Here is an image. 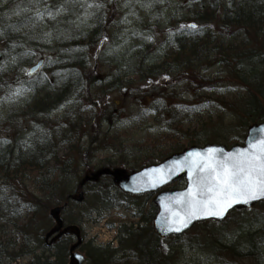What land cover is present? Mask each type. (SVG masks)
Segmentation results:
<instances>
[{"label": "trees", "instance_id": "16d2710c", "mask_svg": "<svg viewBox=\"0 0 264 264\" xmlns=\"http://www.w3.org/2000/svg\"><path fill=\"white\" fill-rule=\"evenodd\" d=\"M37 2L36 8L42 11L63 9L53 21L56 23L55 33H51L50 28L47 32L34 33L35 23L23 24L21 19L5 13L14 5V0L8 6H0V54L9 53L10 57V62H6L8 69L0 74V88L10 87L9 90L15 91L23 87L29 94L22 104L13 102L8 115L0 118V193H7L5 199L0 198V235L12 227L21 241L20 245L16 241L3 247L0 264L4 261L14 263L25 256L31 257L30 264H65V246L58 245L53 249L54 255L46 258L36 251L23 254L22 250L28 238L38 246L42 244L40 234L46 232V225L41 227L38 222L44 218L49 223L45 210L71 200L73 195L68 187L81 179L80 174L91 171L94 162L101 164L100 168H122L134 172L193 147L226 143L225 136L231 130L225 127L215 131V126L222 119L220 111L225 110L217 100L223 103L225 97L215 100L204 94L205 100L198 93L201 89L210 93L218 87L210 85V81L202 76L205 69L221 67L226 76L220 83L237 84L243 90L241 100L246 104L239 114L243 128L246 122L257 124L264 120V0H229L219 9L202 6L197 13H191L190 20L179 17L177 23L180 26L177 28L167 23L166 28L170 29L165 33L166 45L176 51L172 65L145 68L140 64L136 71L128 73L125 69L128 63L119 65V59L115 57L114 65L110 64L113 67L110 76L115 78L112 83L103 82V77L94 72L90 61L93 57L98 61V57L111 45L107 40L112 26L110 16L114 14V17L119 11L115 1ZM146 2L149 9H154L155 4H169L170 0ZM89 4L101 7L89 8ZM159 21L156 20V24ZM155 22L151 20L149 26ZM188 23H194L197 28L188 27ZM227 29L232 30L227 32ZM232 34L242 37V40L234 45L227 44ZM38 60H44V66L37 75L29 78L27 70ZM97 77H102L98 86ZM131 77H136V81L142 84L141 88L137 89L136 81V86L127 83ZM179 83L186 85L190 100H177L176 93H168L170 88H166L167 84L172 88ZM196 86L199 89L195 90ZM116 91L123 92L124 96L113 100L111 95ZM129 99H134L137 108V113L131 116L133 122L141 121L139 114L145 123L149 116H153V122L160 125L158 130L172 136L171 140L164 141L161 153L142 152L133 162L125 158L124 149L115 152L117 159L96 160V154L114 146L109 142L108 134L114 130L115 116L120 114L116 111L124 110ZM150 104L152 106L148 108ZM121 105L123 108L119 109ZM56 112H61L59 118L53 117ZM213 118L217 119L214 125L210 123ZM241 140L240 137L230 144L235 146ZM29 182L35 193L28 192ZM180 182L183 183V179ZM97 199L99 205L111 204L109 208L123 201L103 195ZM155 211L153 203L148 210L149 224L145 223V230L121 231L122 242L131 245L130 253L135 257L134 262L128 264L177 261V255L169 247L165 250L168 240L162 242L151 230ZM241 213L246 211L239 209L232 215ZM22 217L25 222L18 225ZM260 222L264 225L263 218ZM221 225L212 222L197 225L202 229L210 227L207 235L197 242L201 250L217 260L222 256L235 264H238L235 262L237 259L264 264V230H251L241 236L240 242L231 245L223 243L225 231H221ZM17 247L16 252L8 253V249L14 251ZM125 252V249H94L87 254V259L89 264H119L120 260L117 261L115 256Z\"/></svg>", "mask_w": 264, "mask_h": 264}, {"label": "rangeland", "instance_id": "374dc122", "mask_svg": "<svg viewBox=\"0 0 264 264\" xmlns=\"http://www.w3.org/2000/svg\"><path fill=\"white\" fill-rule=\"evenodd\" d=\"M10 1L13 0H0L1 8L8 6ZM114 1L119 11L114 17V14H111L110 16L112 17V26L110 27L111 29L108 34L109 38H107V40L111 42V45L106 48L107 51L104 52V54L102 53L98 57V61L96 60L97 57H93L90 61L91 66L94 67V72L103 77L96 78L97 86L101 84V78L105 83L114 82L115 78H111L110 76V73L113 70V67L111 68L110 64L114 65L115 57L119 59V65L128 63L126 66L127 68H125L128 70V73L136 71L140 64H144L145 68L148 66L157 67L166 64L172 65V60L175 58L174 54L176 51L166 45L165 33L170 29L166 28V24H171L172 28H177V26H180L177 23L179 17L180 19L185 18L186 21L190 20L191 13H197L202 6H205L206 8L216 6V8L219 9L221 5H227L229 0H170L169 4L167 2L159 5L155 4L154 9H149L150 5L148 6L146 0ZM38 3L37 0H14V5L7 9L5 13L12 16V18L21 19L23 24L31 23L32 20H35L38 11L43 12L41 9L39 10L36 8L38 7ZM54 20L56 19H50L46 15L42 19L36 20V30L34 33L47 32L48 28H50L51 33H55L53 28L56 27V23H53ZM151 20H153V23L156 20L161 21L157 24L155 22L154 25L152 23L149 26ZM82 22L87 23V21ZM231 30L227 29V32H231ZM255 32L257 31L255 30ZM241 40L242 37L232 34L230 38L228 37L227 44L234 45ZM219 41H221V39H219ZM227 44L225 43V45ZM6 55L9 56V53H6ZM6 62L7 60L3 62L0 59V74L5 73L8 69ZM121 74L122 77H124V74ZM202 76L210 81V85H213L214 87L218 86L210 93L206 92L208 90L204 91L205 89L199 90L198 93L202 98L206 100L207 97H205L204 94H209L210 98L215 100L219 97H225V102L223 103L217 100L222 107H225V110L223 109L224 112L222 109V111H220V116L222 117L220 120L221 124L219 123V125L215 126V131L219 130V128H229L231 132L229 135L225 136L224 140L226 143H223V145L231 146L230 143L232 141L239 139L240 137L241 139L244 138L247 127L251 125L246 122V126L243 128L241 117L239 116L241 113L240 111H242L240 109L245 108L246 104V102L242 103L243 101L241 100L244 97V92L240 87H237V84H231L229 82L220 83V81L226 76L224 69H221V67L211 66L210 68L205 69ZM164 78L166 79L167 77ZM136 80V77L134 79L131 77L126 81L128 84H133L134 86L137 84V89H139L142 84ZM148 83H150V81H147V84ZM198 85H200V82H198ZM166 88H170L168 93H176L177 100L185 101L191 99L190 92H188L184 83L176 84L172 88L170 87V84H167ZM9 89L11 88H0V116L2 119L8 115V108L10 105L12 106L13 102L19 101V103L22 104L29 96L26 89L23 87L17 88L22 92V95L19 96L13 95L17 90L13 91ZM196 89H199V86H196L195 90ZM123 94L124 93L121 91L118 93L116 91L111 96L113 100H115L117 97L119 98V96H124ZM230 101L232 103L225 105ZM124 106V110L116 111V113L119 112L120 114L115 116L114 119L116 123L113 126L114 130L110 131L108 134L109 142L114 145V148L110 146L111 149H108L106 152L96 154V160L107 157L117 159L118 157L115 155V152L124 149L125 158L133 162V159L137 158L139 153L142 152L155 151L154 153H161V146H163L164 141L166 139L168 142L171 140L172 136H168L166 133L158 130L160 125L157 126L153 122V116H149L147 123H145L143 116L139 114L140 118L142 117V119H140L141 121L133 122L131 116L137 113L134 99H129ZM151 106V104L148 105V108ZM118 108L121 109L123 106ZM262 108H264V105ZM60 114L61 112H56L53 116L59 118ZM216 121L217 119L213 118L210 123L214 125ZM184 128H187V126ZM218 133L222 134L223 132L219 131ZM0 137H2L1 134ZM100 165L101 164H96V162H94L93 166H91L92 170L88 171V174H83V169L80 168L82 173L80 174L81 179L74 181L72 185L68 187V190L72 192L74 200L70 201V204L68 205L69 207L62 214V217L65 225L73 224L82 228V234L85 241L84 245L81 247V251L86 256L94 249L110 248V251L125 249L126 252L122 255L115 256V259L117 261L120 260L119 264L132 263L134 262L135 257L130 253L131 245L126 244L125 241L122 242L123 236H121V231L128 230L132 232L134 229L145 230V222H149L148 210L153 203V196L132 197L125 201V203L112 208H109L111 204L99 205L97 198H100L101 195H103V197L115 196L118 199L124 197L123 194L117 193L116 189L114 190L115 186L111 178L104 179L102 177L97 180V182H87L86 187L82 190L84 198L80 202L78 186L86 175L90 177L94 175L96 171L100 169ZM28 186L30 187V191L28 192L35 193L31 182L28 183ZM183 186L184 184L179 180L174 182L171 189H180ZM6 194L7 193H0V198L5 199ZM106 206L109 209H107ZM48 211L49 208H47L44 213L47 218H49ZM262 218L264 219V207L259 208L257 206L252 207L249 211L246 210V213L231 215L228 221L220 227L222 228L221 231H225L223 234L225 236L223 238V243L234 245L237 242H240L241 236L249 231L256 229L264 230V225H262L263 222H260ZM24 222L25 219L22 217L21 221L18 222V225H23ZM38 225L41 227L46 225V230H48V228L52 226V221L49 218V223L47 224L46 220L43 218L41 222H38ZM258 225H260V227H258ZM209 229L210 227L204 229L197 227L187 232L186 235L182 237L171 239L166 242L168 246H165V250L170 248L171 252L177 255V261L175 263L173 260H168L166 264H235L222 256L219 257V260L213 259L210 253L201 250V247H199L197 242L203 236L207 235ZM43 235L44 233L40 234L41 240ZM16 241L20 245V236L15 229L9 227L6 231H2V235H0V253L3 252L4 246L7 247L9 244L13 245ZM27 241L28 242L22 250L23 254L36 251L40 256L45 258L54 255L55 250L44 248V240L41 241L42 244H39V246L38 243L34 244L29 238ZM70 243L71 240H68L63 242L61 246H65L66 248ZM126 248L129 250H126ZM17 250L18 247L14 249V251L11 249H8L7 251L8 253L13 254ZM115 259L113 260L115 261ZM65 260V264H67V257H65ZM30 261L31 257L25 256L17 259L14 263L4 261L3 264H30ZM235 262L238 264H251L248 260H245L244 262L243 260L239 261L237 259ZM87 264H89V262Z\"/></svg>", "mask_w": 264, "mask_h": 264}, {"label": "snow or ice", "instance_id": "6c2138e0", "mask_svg": "<svg viewBox=\"0 0 264 264\" xmlns=\"http://www.w3.org/2000/svg\"><path fill=\"white\" fill-rule=\"evenodd\" d=\"M87 7L99 8L101 5L89 4ZM62 10L38 11L35 20L31 22L35 23L45 15L55 19ZM188 27L196 28L195 25ZM13 95L19 96L22 92L17 89ZM189 156L197 157L188 169L189 187L172 200L176 208L167 209L171 220L166 231L180 232L194 219L223 218L228 209L236 204H249L264 198V137L250 141L247 148L231 153L210 148L202 156L199 153H189ZM150 183L156 186V178Z\"/></svg>", "mask_w": 264, "mask_h": 264}, {"label": "water", "instance_id": "95a60500", "mask_svg": "<svg viewBox=\"0 0 264 264\" xmlns=\"http://www.w3.org/2000/svg\"><path fill=\"white\" fill-rule=\"evenodd\" d=\"M42 61H39L36 66H34L30 71L29 75H34L41 68ZM264 122L257 126H251L247 130V136L243 142V146L232 147L230 149L224 148L220 145H206L204 148H193L187 150L182 154L173 155L170 159L162 162L159 165H151V167H146L141 169L139 172L127 174L126 171L118 169L114 171L103 170L97 173V175L86 179L91 181H96L98 177L103 175H110L114 182L117 184L118 188L126 194H132L135 196H141V194H154L163 190V188L173 184L177 178L183 176L186 180V186L182 190H177L174 192H163L159 194L154 200L158 210L157 215L153 220V231L159 238L164 239L169 237H176L185 234L187 230H190L197 223H204L208 221L215 222H224L230 212L236 208L243 207L245 209H250L252 205L264 203V198L258 199L250 202L249 204H236L228 209L223 218H213V217H204L199 219H194L187 228L182 229L180 232H169L166 231L167 224L171 220L170 213L168 208H176V205L172 203V200L179 196V194L187 191L189 187V166L194 160L197 159L195 156H189V153H199L201 156L207 152L210 148L220 149L223 153H231L237 149H244L248 147L250 141H255L264 137ZM157 170V171H153ZM156 178V186H152L150 181ZM138 188L139 191H132L131 189ZM80 201L83 200V195H80ZM67 204L62 206H56L49 212V217L53 220V227L45 235L46 242L51 239V242L47 244L48 246L56 245L58 242L62 241L63 238L74 237L76 238V243L69 246V255H68V264H84L85 257L79 252V246L83 243V238L81 237V230L79 227L69 225L66 228H63V219L61 214L66 210Z\"/></svg>", "mask_w": 264, "mask_h": 264}, {"label": "bare ground", "instance_id": "6f19581e", "mask_svg": "<svg viewBox=\"0 0 264 264\" xmlns=\"http://www.w3.org/2000/svg\"><path fill=\"white\" fill-rule=\"evenodd\" d=\"M0 59H1L3 62H5L6 60H7V62H10V57L7 56L6 54H5V55H1V54H0ZM41 61H42V66H44L45 61H44V60H41ZM8 109H9V108H8ZM0 118L2 119L1 116H0Z\"/></svg>", "mask_w": 264, "mask_h": 264}]
</instances>
